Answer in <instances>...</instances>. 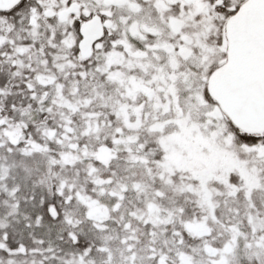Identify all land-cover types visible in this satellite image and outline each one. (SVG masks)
<instances>
[{"label":"snow or ice","instance_id":"1","mask_svg":"<svg viewBox=\"0 0 264 264\" xmlns=\"http://www.w3.org/2000/svg\"><path fill=\"white\" fill-rule=\"evenodd\" d=\"M0 264H264V0H0Z\"/></svg>","mask_w":264,"mask_h":264}]
</instances>
